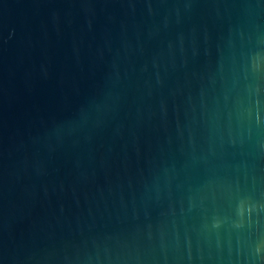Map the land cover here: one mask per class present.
I'll return each mask as SVG.
<instances>
[{
	"label": "water",
	"instance_id": "water-1",
	"mask_svg": "<svg viewBox=\"0 0 264 264\" xmlns=\"http://www.w3.org/2000/svg\"><path fill=\"white\" fill-rule=\"evenodd\" d=\"M0 264H264V0H0Z\"/></svg>",
	"mask_w": 264,
	"mask_h": 264
}]
</instances>
